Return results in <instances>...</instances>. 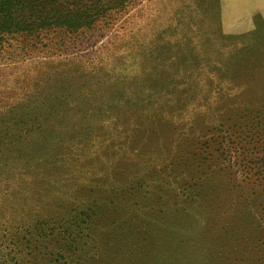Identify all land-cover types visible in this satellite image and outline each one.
Here are the masks:
<instances>
[{"label": "rangeland", "instance_id": "1", "mask_svg": "<svg viewBox=\"0 0 264 264\" xmlns=\"http://www.w3.org/2000/svg\"><path fill=\"white\" fill-rule=\"evenodd\" d=\"M94 6L0 41V264H264V192L201 148L264 129V0Z\"/></svg>", "mask_w": 264, "mask_h": 264}, {"label": "trees", "instance_id": "2", "mask_svg": "<svg viewBox=\"0 0 264 264\" xmlns=\"http://www.w3.org/2000/svg\"><path fill=\"white\" fill-rule=\"evenodd\" d=\"M79 1L81 0H0V41L5 36L31 34L43 27H58L70 31L91 27L104 11L96 6L82 10L66 7ZM247 130L249 129L231 135L227 144L223 142L226 139L215 140L212 147L202 144L201 148L219 155L223 164L227 163V155L232 156L234 162L231 168L235 167L237 179L250 186L255 194L259 189L264 192V129H260L257 134ZM261 197L264 201V194ZM39 226L47 225L41 223ZM77 226H80L79 223L74 221V227ZM76 231L75 229L70 233Z\"/></svg>", "mask_w": 264, "mask_h": 264}]
</instances>
